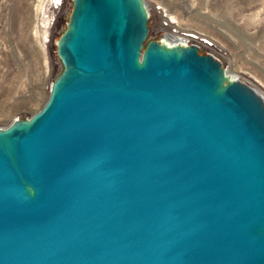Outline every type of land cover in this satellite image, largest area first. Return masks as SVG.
Instances as JSON below:
<instances>
[{
  "label": "water",
  "instance_id": "95a60500",
  "mask_svg": "<svg viewBox=\"0 0 264 264\" xmlns=\"http://www.w3.org/2000/svg\"><path fill=\"white\" fill-rule=\"evenodd\" d=\"M145 0H71L42 105L0 125V264H264V98Z\"/></svg>",
  "mask_w": 264,
  "mask_h": 264
},
{
  "label": "rangeland",
  "instance_id": "374dc122",
  "mask_svg": "<svg viewBox=\"0 0 264 264\" xmlns=\"http://www.w3.org/2000/svg\"><path fill=\"white\" fill-rule=\"evenodd\" d=\"M147 37L196 34L202 52L264 98V0H145ZM71 0H0V125L35 112L62 64L55 40ZM172 33V32H170Z\"/></svg>",
  "mask_w": 264,
  "mask_h": 264
},
{
  "label": "built area",
  "instance_id": "2783aa9c",
  "mask_svg": "<svg viewBox=\"0 0 264 264\" xmlns=\"http://www.w3.org/2000/svg\"><path fill=\"white\" fill-rule=\"evenodd\" d=\"M168 32V31H167ZM169 32H172L175 34V37L172 36V39L171 40H175V41H178V40H183L185 42H189V43H196L195 39H196V34L195 33H190L188 31H185V30H181V29H178V30H171ZM165 34V33H164ZM198 45V44H197ZM199 46V45H198Z\"/></svg>",
  "mask_w": 264,
  "mask_h": 264
},
{
  "label": "bare ground",
  "instance_id": "6f19581e",
  "mask_svg": "<svg viewBox=\"0 0 264 264\" xmlns=\"http://www.w3.org/2000/svg\"><path fill=\"white\" fill-rule=\"evenodd\" d=\"M163 33H165V35L169 38V39H172V36L173 37H175V34L174 33H170V32H167V31H165V32H163ZM225 70L228 72V73H230L229 71L230 70H228L227 68H225ZM232 75V74H231ZM234 75V74H233Z\"/></svg>",
  "mask_w": 264,
  "mask_h": 264
}]
</instances>
